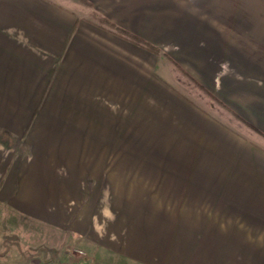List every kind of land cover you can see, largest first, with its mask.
Listing matches in <instances>:
<instances>
[{
  "label": "crops",
  "instance_id": "crops-1",
  "mask_svg": "<svg viewBox=\"0 0 264 264\" xmlns=\"http://www.w3.org/2000/svg\"><path fill=\"white\" fill-rule=\"evenodd\" d=\"M261 132L264 0H0V218L58 264H264Z\"/></svg>",
  "mask_w": 264,
  "mask_h": 264
},
{
  "label": "rangeland",
  "instance_id": "rangeland-1",
  "mask_svg": "<svg viewBox=\"0 0 264 264\" xmlns=\"http://www.w3.org/2000/svg\"><path fill=\"white\" fill-rule=\"evenodd\" d=\"M100 21L105 24L104 21ZM140 45L144 46L143 44ZM155 53L159 54L160 52ZM178 76L177 80L179 82L176 81L177 86L182 88L185 92L197 94L201 98V102L205 103L207 106H211L212 109H218L220 114L221 111L224 112L228 110L229 107L224 100L214 99L212 97L213 95L208 90L191 81L182 72H179ZM231 118L234 119L236 123H246L243 117L231 116ZM249 125L260 133V129L257 126L252 124ZM261 134L264 133L261 132ZM50 237L51 235L48 231L31 225L23 219H18L14 216H3L0 218V262L8 264H40L45 262L44 260L41 262L42 254H53L55 258H57L56 263L58 264L61 262L63 263V260L66 259L65 257L67 256L73 258L74 262L75 260L79 262L81 258L87 254L86 251L74 244L60 242L58 244L56 243V246L51 245L49 244ZM110 264L122 263L113 262Z\"/></svg>",
  "mask_w": 264,
  "mask_h": 264
},
{
  "label": "trees",
  "instance_id": "trees-1",
  "mask_svg": "<svg viewBox=\"0 0 264 264\" xmlns=\"http://www.w3.org/2000/svg\"><path fill=\"white\" fill-rule=\"evenodd\" d=\"M103 21H106L107 23L110 24V26L114 27L115 30L121 34V35H124L125 37H128L129 39H131L132 41L134 42H137V43H140V44H143L145 47H147L148 49L152 50V51H155V52H160V48L153 45L152 43L148 42V41H145L144 39H142L140 36H137L133 33H130L120 27H117L116 25H114L113 23H111L110 21H108V19L106 18H103L102 19Z\"/></svg>",
  "mask_w": 264,
  "mask_h": 264
}]
</instances>
